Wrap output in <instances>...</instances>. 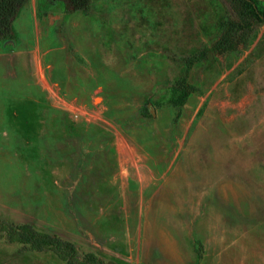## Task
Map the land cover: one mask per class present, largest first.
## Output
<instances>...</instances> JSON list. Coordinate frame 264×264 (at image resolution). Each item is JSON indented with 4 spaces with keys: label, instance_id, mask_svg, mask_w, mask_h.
Listing matches in <instances>:
<instances>
[{
    "label": "rangeland",
    "instance_id": "374dc122",
    "mask_svg": "<svg viewBox=\"0 0 264 264\" xmlns=\"http://www.w3.org/2000/svg\"><path fill=\"white\" fill-rule=\"evenodd\" d=\"M239 13L237 0L86 13L28 0L0 42V219L79 260L264 264V25L212 47ZM181 79L194 91L176 106ZM0 264L65 263L0 238Z\"/></svg>",
    "mask_w": 264,
    "mask_h": 264
},
{
    "label": "trees",
    "instance_id": "16d2710c",
    "mask_svg": "<svg viewBox=\"0 0 264 264\" xmlns=\"http://www.w3.org/2000/svg\"><path fill=\"white\" fill-rule=\"evenodd\" d=\"M28 0H0V42L9 43L14 39L13 22L21 7ZM53 5L62 3L68 13L88 12L90 0H45ZM243 5L248 6L249 18H244L241 13L235 20H232L226 26L218 39L213 43L214 50L222 55L227 52H233L236 49L245 46L242 38L237 35L241 32H247L253 29V24L264 25V10L257 2L258 0H237ZM175 90L180 93V98L176 106H182L185 98L194 90L186 84L185 79L176 81ZM0 238L9 244L18 243L28 246L31 251L42 253L52 252L61 262L65 264H103V262L93 253L85 254L82 260L78 259L75 246L55 235L41 232L27 223H12L0 219Z\"/></svg>",
    "mask_w": 264,
    "mask_h": 264
},
{
    "label": "crops",
    "instance_id": "0c3cea01",
    "mask_svg": "<svg viewBox=\"0 0 264 264\" xmlns=\"http://www.w3.org/2000/svg\"><path fill=\"white\" fill-rule=\"evenodd\" d=\"M1 45V44H0ZM0 54H1V47H0Z\"/></svg>",
    "mask_w": 264,
    "mask_h": 264
},
{
    "label": "built area",
    "instance_id": "2783aa9c",
    "mask_svg": "<svg viewBox=\"0 0 264 264\" xmlns=\"http://www.w3.org/2000/svg\"><path fill=\"white\" fill-rule=\"evenodd\" d=\"M72 113H74L73 111H71Z\"/></svg>",
    "mask_w": 264,
    "mask_h": 264
}]
</instances>
